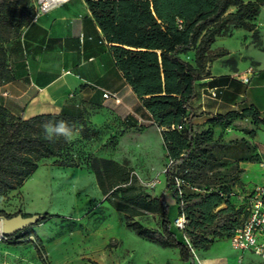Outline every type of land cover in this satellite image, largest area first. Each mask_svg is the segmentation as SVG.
<instances>
[{"label":"trees","instance_id":"trees-1","mask_svg":"<svg viewBox=\"0 0 264 264\" xmlns=\"http://www.w3.org/2000/svg\"><path fill=\"white\" fill-rule=\"evenodd\" d=\"M84 2L109 43L115 64L151 113L152 124L161 130L169 159L164 171L165 191L173 188L175 210L165 191L154 195L140 187L136 173L127 162L92 156L89 167L105 199L125 214L128 228L164 247L178 248L181 259L194 264L193 249H205L215 238L224 235L230 237L246 215L245 200L233 201L236 194L233 188L240 182L244 169H237L230 176L217 171V166L223 165L222 160L228 157L237 160L260 157L257 146L246 137L223 141L214 136V129H224L246 117L256 125L264 124L259 109L244 99L238 100L237 93L219 87L216 97L238 101V108L216 113L207 120V127L196 130L191 104L196 97L195 85L210 74L209 60L227 52L212 50L216 37L232 35L236 28L256 31V19L264 0ZM35 14L33 0H0V81L13 77L7 64V42L19 36ZM189 51H194L193 61L182 56ZM61 119L76 129L87 125L83 109L77 113H40L24 118L0 105V192L17 188L46 158L64 157L62 164H73L69 155L71 142L60 138L53 143L43 138L42 125ZM248 134L253 137L255 130ZM177 177L184 182L178 185ZM148 213L159 215L158 228L135 219ZM182 213L186 215V226L180 229L174 219ZM0 215L12 216L4 211ZM51 216L45 212L36 224ZM29 228L7 237L13 239L19 233L27 238L32 235L34 239L26 241L33 242L42 262L49 264L41 237Z\"/></svg>","mask_w":264,"mask_h":264},{"label":"rangeland","instance_id":"rangeland-1","mask_svg":"<svg viewBox=\"0 0 264 264\" xmlns=\"http://www.w3.org/2000/svg\"><path fill=\"white\" fill-rule=\"evenodd\" d=\"M33 5L36 10L40 9L41 0H33ZM260 19L264 21V10ZM260 37V28H257L253 31L257 46L261 44ZM119 105H108L94 120L83 108L87 125L85 128L79 126L71 140L69 155L73 164H62L64 157L42 160L21 185L0 192V211L12 215L52 214L49 219L29 228L41 237L49 264H190V261L181 259L178 248L164 247L128 228L125 214L105 199L89 167L92 156L127 162L136 173L140 187L154 195L165 191L164 171L169 159L161 130L152 127L149 121L126 124L122 117L128 109ZM201 126L204 124L198 123L196 130L203 129ZM250 130H255L253 137L248 134ZM214 136L223 141L246 137L257 146L260 156L258 160L225 158L222 160L224 164L217 166V171L233 176L237 169L243 168L244 162H250L255 163V169L264 175V124L256 125L249 118L224 129L215 127ZM165 195L175 210L173 188L166 190ZM233 201L241 203L239 192L233 195ZM3 216L0 215V227ZM135 219L153 228H158L161 222L157 213L136 216ZM23 234L10 239L0 230V264H44L34 243L26 241L34 237L27 238ZM224 241L229 242V236L215 238L203 250L212 251L213 244ZM201 250L194 249V264H216L213 256L203 259Z\"/></svg>","mask_w":264,"mask_h":264},{"label":"crops","instance_id":"crops-1","mask_svg":"<svg viewBox=\"0 0 264 264\" xmlns=\"http://www.w3.org/2000/svg\"><path fill=\"white\" fill-rule=\"evenodd\" d=\"M263 10L264 5L256 20L262 48ZM6 46L8 69L13 77L0 81V105L12 114L28 118L40 113H77L86 108L94 120L108 105L120 104L119 107L128 109L122 117L126 124L152 123L151 113L115 64L109 43L84 0H64L42 11ZM259 46L253 30L245 28L216 37L212 50L227 52L209 60L210 74L195 85L196 97L191 103L195 128L198 123L207 127V120L216 113L238 108V101L212 96V88L223 87L237 93L238 100L244 99L264 116V50ZM182 56L193 61L194 51ZM245 76H249L247 82ZM106 91L117 93L121 102L104 98ZM151 126L158 128L155 124ZM254 164H242L245 171L233 188L242 199L255 185H264V175ZM217 243L212 251L201 250L203 259L213 256L216 264H263L253 251L235 249L230 238L229 242Z\"/></svg>","mask_w":264,"mask_h":264},{"label":"built area","instance_id":"built-area-1","mask_svg":"<svg viewBox=\"0 0 264 264\" xmlns=\"http://www.w3.org/2000/svg\"><path fill=\"white\" fill-rule=\"evenodd\" d=\"M62 1L49 4L46 0H41V8L35 9L37 17L42 11H46L52 6L60 3ZM249 80V76H245V81ZM216 89H210V94L216 96ZM104 98H113L116 103L121 102L120 96L115 92L106 91L103 93ZM174 126V125H173ZM179 128L182 127L181 124L178 125ZM166 170V169H165ZM178 185L182 184L184 181L177 177ZM182 193V189L180 190ZM245 204L246 215L230 235V241L232 246L238 250L249 249L258 255L262 263L264 264V185L257 184L252 189H250L243 198ZM174 224L180 229L186 226V215L184 213L179 214L174 219ZM194 251V249H193ZM203 264H211L209 262H204Z\"/></svg>","mask_w":264,"mask_h":264},{"label":"water","instance_id":"water-1","mask_svg":"<svg viewBox=\"0 0 264 264\" xmlns=\"http://www.w3.org/2000/svg\"><path fill=\"white\" fill-rule=\"evenodd\" d=\"M42 216L43 214L41 213H32L29 215L18 213L12 216H3L0 227L1 233L5 237L12 236L17 231L36 224Z\"/></svg>","mask_w":264,"mask_h":264},{"label":"clouds","instance_id":"clouds-1","mask_svg":"<svg viewBox=\"0 0 264 264\" xmlns=\"http://www.w3.org/2000/svg\"><path fill=\"white\" fill-rule=\"evenodd\" d=\"M43 138L49 142H56L58 139L63 138L65 142H71L73 136L76 134L77 129L74 125L69 124L65 120H58L55 122L48 121L42 125Z\"/></svg>","mask_w":264,"mask_h":264},{"label":"bare ground","instance_id":"bare-ground-1","mask_svg":"<svg viewBox=\"0 0 264 264\" xmlns=\"http://www.w3.org/2000/svg\"><path fill=\"white\" fill-rule=\"evenodd\" d=\"M49 4H53L59 1H64V0H46Z\"/></svg>","mask_w":264,"mask_h":264}]
</instances>
